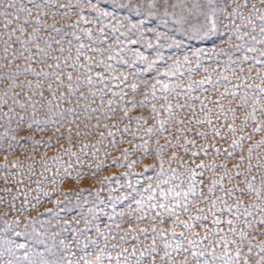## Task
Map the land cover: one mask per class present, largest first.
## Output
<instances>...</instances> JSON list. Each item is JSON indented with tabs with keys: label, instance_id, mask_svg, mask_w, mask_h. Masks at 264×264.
<instances>
[{
	"label": "snow or ice",
	"instance_id": "snow-or-ice-1",
	"mask_svg": "<svg viewBox=\"0 0 264 264\" xmlns=\"http://www.w3.org/2000/svg\"><path fill=\"white\" fill-rule=\"evenodd\" d=\"M202 66L208 75L193 80ZM0 128L6 194L10 179L23 182L11 172L23 171L20 159L9 168L7 155L22 140L35 151L55 137L69 159L50 162L69 178L108 137L112 149L125 135L140 141L121 150L125 160L140 153L129 168L152 157L146 187L116 213L133 220L128 227L108 216L102 230L95 214L81 217L84 228L64 221L51 243L38 231L31 247L5 239L0 264H264V0H0ZM144 221L150 227H137ZM69 229L72 238L57 241Z\"/></svg>",
	"mask_w": 264,
	"mask_h": 264
},
{
	"label": "rangeland",
	"instance_id": "rangeland-1",
	"mask_svg": "<svg viewBox=\"0 0 264 264\" xmlns=\"http://www.w3.org/2000/svg\"><path fill=\"white\" fill-rule=\"evenodd\" d=\"M221 60H227V57H221ZM204 66L209 67V72H212V69L216 68L214 63L208 61H204ZM223 71L224 69L221 65V67L217 69V72ZM206 75H208V73L203 71L202 66L201 69L197 70L196 74L192 76V79L199 80ZM252 75H255V71H253ZM185 79H187V76ZM212 79L214 81L217 79L216 73L212 74ZM249 82L251 83V81ZM258 82L259 81H257V83ZM205 87L210 86L205 85ZM223 90V87H221L220 91ZM195 94L200 95L199 92ZM201 98H204L203 95H201ZM211 98L216 99V94H213ZM193 103L197 105L198 109L199 102L196 101ZM225 103H227V101H225ZM209 106L211 107V105ZM140 114V110L132 113V115ZM144 114L147 115V110H144ZM237 115L238 117H242L243 113L238 112ZM93 123H95V121H93ZM125 123H127V120L123 121L120 127L122 128ZM149 123H151V121H149ZM237 123H239V120ZM13 127H15V125H13ZM112 130L116 131L115 129ZM133 130H135L134 123ZM3 131L4 129L0 128V134H2ZM26 134L29 133L26 131H20L18 133L19 136H24ZM51 135V132L44 134L37 132L34 135V139H47ZM120 136L121 133H117L116 139L118 141ZM259 138L260 136L257 135L254 137V140H258ZM94 139L95 137H93V140ZM110 139L112 138L108 137L104 140L103 144L96 145V147L99 148V153L95 159H93L90 154L81 157L84 161V165L83 167L74 166L72 178L65 176L59 165L50 162L51 157L57 154H60L66 162L69 159L67 156L63 155L59 145H56L55 137L52 139L54 147L51 149L40 146L33 151L31 142L22 140L20 145H16L14 151L7 153L9 157V168H11L12 160L17 158L20 159L23 171L11 169V172L16 174L17 181L22 180L23 182L16 184L15 181L10 179L9 186H11L12 190L10 194H6L2 191L5 182L0 179V196L4 198V203L0 204V250H3L4 240L7 238L15 239L17 243H28L31 247L32 239L35 237L37 231L46 233L49 243H51V233L60 232L64 227V221L72 220L73 224L71 227L84 228L81 217L91 219L93 214L99 217V220L96 222L100 223L102 230L104 225L109 223L108 216H115L114 223L120 224V230L133 223V220L128 217L121 220L116 213L128 210V204L131 203V196L136 195L133 189H142V187H146L148 181L145 177L151 175V173H144V166L151 162L152 157L147 158L143 164L137 163L136 166L129 168L128 164L133 160H138L140 153L136 152L125 160L121 156V150L123 148H128L129 152H131L132 147L140 141L132 140V144L129 145L127 141L131 140L132 137L130 135H125V143L119 145L118 149H112L106 147ZM61 143L65 142L61 140ZM219 144H223V141H220ZM219 144L217 146H219ZM224 146L227 147V145ZM5 147H7V141H5ZM73 150H78V147ZM94 150L95 149H88L87 151L91 153ZM105 151L109 152L110 155L105 157ZM4 155L5 153L0 152V163H4ZM42 157L49 161L48 166L51 168V171L45 172L43 170L40 163ZM114 159L116 160L115 163H113ZM201 159H204V157H201ZM100 161H103V166L99 171H96V163ZM29 164H33V172L31 173L27 170ZM73 164L75 165V158H73ZM89 165H91V167H89ZM173 166L175 167V165ZM58 169L60 172L59 175H57ZM77 172L80 173V177L76 176ZM40 173H43V175H40ZM106 177L108 179H105ZM54 179L57 181L55 185L52 183ZM101 181H103V183H101ZM138 181L139 183H137ZM129 184L132 185V188L128 187ZM69 189L72 191L65 196L64 193L68 192ZM44 193H49L50 195L45 196ZM129 194H131L129 200H116L117 197H123ZM12 197H16V199L13 200ZM136 198L139 199L138 196H136ZM57 201H60V203L57 204ZM101 201L103 203H101ZM10 205H14V208H11V210L9 207ZM113 206H115V211L113 210ZM132 207L135 208V204H133ZM49 209L51 211H49ZM69 209L71 211H69ZM89 209H93L94 211L90 212ZM5 220L9 222L18 220L19 224L18 226L12 224L11 228H6L4 223ZM33 220H35L34 223H32ZM76 220H80L79 225L75 223ZM26 225L27 228L25 227ZM137 227L144 228L150 227V225L148 221H144L139 223ZM117 231L119 230L113 226L112 232L115 233ZM15 232H26L28 235L16 237L14 235ZM88 234L95 237L94 230ZM65 236H67L68 239L72 238L70 229L67 232L61 233L57 241ZM141 239H143V237H141ZM145 243H150V241H145ZM130 246L131 245H129V247ZM79 254L80 253H77V255ZM4 259H7V256H5ZM21 264H23V261H21Z\"/></svg>",
	"mask_w": 264,
	"mask_h": 264
}]
</instances>
